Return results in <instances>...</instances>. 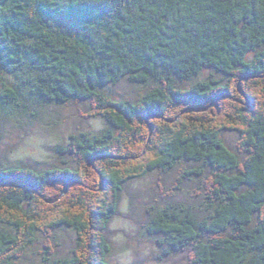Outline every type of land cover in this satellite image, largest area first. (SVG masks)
Here are the masks:
<instances>
[{"label": "trees", "instance_id": "16d2710c", "mask_svg": "<svg viewBox=\"0 0 264 264\" xmlns=\"http://www.w3.org/2000/svg\"><path fill=\"white\" fill-rule=\"evenodd\" d=\"M204 68L226 78L178 82ZM2 70L45 101L88 100L85 116L109 127L71 135L77 167L0 165V264L60 226L76 244L59 264H111L124 183L182 160L202 163L183 173L204 174L209 215L165 207L148 232L192 264H264V0H0L1 95L17 102ZM124 78L155 85L135 101L105 92ZM223 130L239 132L238 152Z\"/></svg>", "mask_w": 264, "mask_h": 264}, {"label": "rangeland", "instance_id": "374dc122", "mask_svg": "<svg viewBox=\"0 0 264 264\" xmlns=\"http://www.w3.org/2000/svg\"><path fill=\"white\" fill-rule=\"evenodd\" d=\"M1 74L3 82L18 88L20 97L17 102H4L1 95L4 85L0 83V165L34 169L77 167L76 152L63 151V148L68 149L71 135L85 132L93 137L109 127L102 116H85L90 108L88 100L45 101L35 93V87H29V80L24 81L22 75L3 70ZM211 77L217 80L226 78L204 68L193 78L178 79V82L189 86ZM153 85V80L143 84L124 78L104 90L116 99L135 101ZM221 138L232 151L238 152V131L223 130ZM243 155L245 152L239 157L242 159ZM200 166V161L182 160L167 172H149L124 183L117 211L106 228L111 264H192L187 250L166 253V244L158 241L163 235L150 234L147 225L165 207H187L198 219L209 215L211 208L204 193V174L189 177L183 173L184 169ZM204 170L205 176L211 174L209 167ZM9 228L0 222V232ZM48 244L52 247L50 253L46 251ZM75 244L76 232L70 227H57L49 236L38 232L35 241L15 264H59L58 259L70 255Z\"/></svg>", "mask_w": 264, "mask_h": 264}]
</instances>
